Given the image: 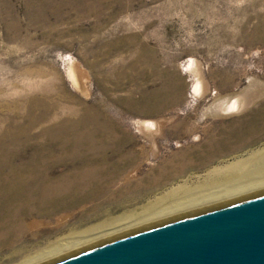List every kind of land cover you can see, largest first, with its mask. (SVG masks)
Listing matches in <instances>:
<instances>
[{
  "label": "rangeland",
  "instance_id": "obj_1",
  "mask_svg": "<svg viewBox=\"0 0 264 264\" xmlns=\"http://www.w3.org/2000/svg\"><path fill=\"white\" fill-rule=\"evenodd\" d=\"M189 62L196 75L186 73ZM254 79L264 84V0H0V157L4 151L18 163L50 142L59 154V139L51 141L39 124L16 139L6 135L26 124V102L34 97L51 106L53 129L84 121L74 131L65 125L72 143L92 124L128 132L117 130L120 148L111 143L50 157L45 171L52 179L92 161L107 164V172L80 180L78 188L15 204L8 215L0 197V264L22 259L10 255L15 247H25V255L43 247L40 231L64 221L67 232L83 230V214L114 209L120 197L127 201L148 184L159 182L145 193L153 200L264 149V91L254 99L239 95ZM197 82L201 90L193 92ZM237 96L244 101L239 112L222 108L221 117L212 116ZM128 135L132 139L123 141ZM241 141L247 143L242 148ZM210 157L208 165L177 171ZM114 166L117 176L109 173ZM17 216L24 220L16 224Z\"/></svg>",
  "mask_w": 264,
  "mask_h": 264
},
{
  "label": "bare ground",
  "instance_id": "obj_2",
  "mask_svg": "<svg viewBox=\"0 0 264 264\" xmlns=\"http://www.w3.org/2000/svg\"><path fill=\"white\" fill-rule=\"evenodd\" d=\"M257 28H259V26H257ZM72 66L71 64L68 74L76 83L78 79H76V71ZM185 70L186 73L196 75L193 63L189 62V64L185 66ZM78 84L79 83H77V85ZM200 90L201 84L197 82L194 85L193 92H199ZM261 91H264V84H260L258 80L254 79L251 81L249 87L243 89L239 95L252 97L254 99L256 96L260 97ZM26 103V124L18 126V128L14 130H6V135L16 139L19 135L32 130L39 124L43 127L47 135L50 132L49 136L51 141L52 139H59V146L57 148L60 152L59 154L54 153V150H52L49 145L51 143L50 140L49 146H43L40 150L35 152L33 157L28 160L21 159L18 163H13V159L7 155V152L2 154L4 152L2 151L0 157V197H3L4 202V206L1 205V207L5 208V211H7L5 215H8L10 208L15 204L27 205L46 200L45 198L52 197L51 192L73 190L79 187L77 184L80 183V180L84 181L86 178L90 180L95 175L98 176L107 172V164H93L92 161L64 176L52 179L45 171L47 169V161L51 160L50 157L56 159L57 157L59 158V156L81 153L83 150L101 151V149L108 147L111 143L117 144L114 140L120 138L119 135L116 134L118 131H124L128 134L125 129H112L111 127L96 128L92 124L91 126H94V128L88 123L90 127L85 126L87 130L81 133V135L78 134L76 142L72 143L68 141L67 136H65V131L69 132L65 128V125L72 126L69 128L74 131V124L81 126L84 125V121L83 123L78 120L76 122L67 121L65 125L53 129L49 124L51 123V106L47 102L34 97ZM243 104V99L237 96L236 99L232 101H225L223 104L224 106L220 107L218 112H213L211 114L213 117L223 115L221 112L222 108H226L229 113L239 112ZM91 116H94V114H89V118H91ZM16 117L17 114L12 121L16 119ZM146 126L152 130L156 129V124L152 121H147ZM129 139H132L131 135L124 137L123 141ZM244 143L245 141L240 142L241 148L247 144ZM15 146L20 147V149L25 148L23 144H15ZM117 146L116 148L122 147L120 143H118ZM42 154H44V156ZM214 159L215 157L211 159L205 158V161H191L185 166L180 167L177 171L178 173H183L189 168L205 164L208 165L210 161ZM5 167L8 168L7 171H5ZM109 173L117 176L119 171L115 167V170ZM162 179H165V177H161L159 180ZM36 181L39 182L36 183ZM158 185L159 182L153 185L148 184V186L141 191H136L129 195L130 198L127 201L125 197H120L121 200H116L114 203L115 205H112L114 209L104 208L100 211L99 208H95L90 213L83 214L79 224L81 225L83 222H87L83 230H77L76 227H74V229L67 232V225L64 223L66 221H64L52 228L51 232L43 233L40 231V235H44L43 238H46V241L42 243V245L45 244L43 247L37 250L34 249V252L28 253V255L24 254L25 247H15L10 255H22L19 256L22 259L17 264H48L124 234L263 193L264 149L253 151L247 157L237 158L233 162L208 169L203 177L200 176L193 182L188 180L184 184L168 189L162 195L154 197L153 200L145 198V195ZM95 187L94 185L93 188ZM125 201L126 203H123ZM109 206H111V204H109ZM122 207H124L123 209H127L115 216L114 213H117ZM19 220L23 221L24 217L17 216L16 224ZM29 224L32 225L34 223L31 222ZM78 227L80 229L83 228V226ZM50 235L55 237L48 239ZM38 246L39 245H37V247Z\"/></svg>",
  "mask_w": 264,
  "mask_h": 264
},
{
  "label": "water",
  "instance_id": "obj_3",
  "mask_svg": "<svg viewBox=\"0 0 264 264\" xmlns=\"http://www.w3.org/2000/svg\"><path fill=\"white\" fill-rule=\"evenodd\" d=\"M48 264H264V192L124 234Z\"/></svg>",
  "mask_w": 264,
  "mask_h": 264
}]
</instances>
